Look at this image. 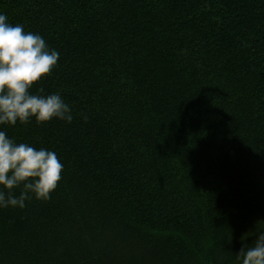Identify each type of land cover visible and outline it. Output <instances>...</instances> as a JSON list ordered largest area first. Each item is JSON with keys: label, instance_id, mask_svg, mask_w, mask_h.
I'll return each instance as SVG.
<instances>
[{"label": "trees", "instance_id": "1", "mask_svg": "<svg viewBox=\"0 0 264 264\" xmlns=\"http://www.w3.org/2000/svg\"><path fill=\"white\" fill-rule=\"evenodd\" d=\"M0 13L59 52L32 91L73 116L0 127L63 165L49 200L0 209V264H236L264 229V0Z\"/></svg>", "mask_w": 264, "mask_h": 264}, {"label": "clouds", "instance_id": "2", "mask_svg": "<svg viewBox=\"0 0 264 264\" xmlns=\"http://www.w3.org/2000/svg\"><path fill=\"white\" fill-rule=\"evenodd\" d=\"M59 55L41 35L9 23L0 13V127L33 120L38 125L53 119L71 123L72 110L60 94H42L43 88L32 91L52 72ZM62 168L54 151L17 143L0 130V209H23L32 198L49 200ZM16 189L19 195L14 194ZM235 260L236 264H264V229L251 247L243 246L235 254Z\"/></svg>", "mask_w": 264, "mask_h": 264}]
</instances>
